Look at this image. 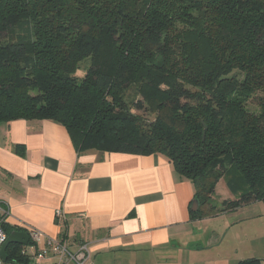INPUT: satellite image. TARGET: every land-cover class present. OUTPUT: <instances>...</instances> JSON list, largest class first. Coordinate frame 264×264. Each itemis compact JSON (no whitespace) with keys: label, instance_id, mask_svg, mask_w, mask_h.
<instances>
[{"label":"trees","instance_id":"16d2710c","mask_svg":"<svg viewBox=\"0 0 264 264\" xmlns=\"http://www.w3.org/2000/svg\"><path fill=\"white\" fill-rule=\"evenodd\" d=\"M20 119L78 154L165 157L193 219L264 203V0H0V126ZM222 179L236 198L217 207Z\"/></svg>","mask_w":264,"mask_h":264},{"label":"crops","instance_id":"0c3cea01","mask_svg":"<svg viewBox=\"0 0 264 264\" xmlns=\"http://www.w3.org/2000/svg\"><path fill=\"white\" fill-rule=\"evenodd\" d=\"M193 199L192 183L181 180L161 155L78 154L67 129L49 120L0 126L6 224L40 232V247L60 239L74 252L87 244L85 264H239L252 254L264 261L255 249L235 260L240 250L203 224L210 218L191 217ZM51 256L41 264H54Z\"/></svg>","mask_w":264,"mask_h":264},{"label":"rangeland","instance_id":"374dc122","mask_svg":"<svg viewBox=\"0 0 264 264\" xmlns=\"http://www.w3.org/2000/svg\"><path fill=\"white\" fill-rule=\"evenodd\" d=\"M86 68V64H83L82 67H80L79 77L84 75ZM235 198L236 197L229 192L225 181L222 179L216 186V192L213 196L212 203L217 207H221L225 200H233ZM244 208L248 211H244V213L243 211H240L238 214L232 216L219 215L203 221L205 226L210 225L216 231L222 233L226 239L224 241L225 243L227 240H230L231 242L233 241V251L240 250L235 257V260L241 256V254H245L246 252V255H250L248 252L254 249L256 252L259 251L261 256H264V203H255ZM256 213L259 214L252 218H245ZM231 217L233 218L232 220L229 219ZM231 222L234 224L232 225ZM256 234H258L257 238ZM237 236L238 238L234 241V237L236 238ZM246 239H248L249 244L246 243ZM25 248L30 249V246H26ZM255 256L258 255L252 254L250 258H256Z\"/></svg>","mask_w":264,"mask_h":264},{"label":"built area","instance_id":"2783aa9c","mask_svg":"<svg viewBox=\"0 0 264 264\" xmlns=\"http://www.w3.org/2000/svg\"><path fill=\"white\" fill-rule=\"evenodd\" d=\"M2 204V202L0 201ZM7 209H2L0 206V215L7 216ZM56 216L58 219L63 218L61 211H57ZM29 235V242L33 250L31 253L27 251H22L24 256L28 257L30 261L29 264H41V262L49 255L54 256V264H85L89 259L90 252L89 246L87 244H82L77 247V250L72 252L69 249V246L64 242L58 239L57 241L49 240L46 242L44 247H40L39 243L41 241V233L35 230H27ZM8 234L3 229L0 223V264H10L7 261H4L1 256V250L7 240Z\"/></svg>","mask_w":264,"mask_h":264},{"label":"water","instance_id":"95a60500","mask_svg":"<svg viewBox=\"0 0 264 264\" xmlns=\"http://www.w3.org/2000/svg\"><path fill=\"white\" fill-rule=\"evenodd\" d=\"M17 244L21 246H28L29 245V235L25 231L16 230L13 231L11 234H9L2 250H1V256L4 261H7V249L10 245Z\"/></svg>","mask_w":264,"mask_h":264},{"label":"flooded vegetation","instance_id":"af4514ba","mask_svg":"<svg viewBox=\"0 0 264 264\" xmlns=\"http://www.w3.org/2000/svg\"><path fill=\"white\" fill-rule=\"evenodd\" d=\"M28 233V232H27ZM9 236V235H8ZM31 244H30V242H29V245L28 246H30ZM26 247V246H25Z\"/></svg>","mask_w":264,"mask_h":264},{"label":"bare ground","instance_id":"6f19581e","mask_svg":"<svg viewBox=\"0 0 264 264\" xmlns=\"http://www.w3.org/2000/svg\"><path fill=\"white\" fill-rule=\"evenodd\" d=\"M7 238H8V236H7ZM51 257H53V256H51Z\"/></svg>","mask_w":264,"mask_h":264}]
</instances>
